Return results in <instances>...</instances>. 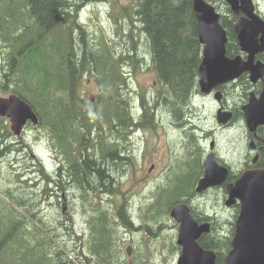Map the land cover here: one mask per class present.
<instances>
[{
	"label": "trees",
	"instance_id": "16d2710c",
	"mask_svg": "<svg viewBox=\"0 0 264 264\" xmlns=\"http://www.w3.org/2000/svg\"><path fill=\"white\" fill-rule=\"evenodd\" d=\"M209 1L214 2L221 12L224 5H227L224 0ZM193 2L136 0L134 15L139 25L134 23L135 18L128 8H124L133 27H138L145 35L150 63L164 87L152 102L147 95L141 96L142 114L136 117L123 90L125 79L121 63L127 61L137 66L144 60L146 62V59H140L132 53L116 56L112 44H108L104 35H100L99 47L93 49L87 39L86 28L77 18L81 3L75 0H0V46L7 47V51H2L5 54L1 65L4 77L0 85L5 91L19 95L33 106L40 119L39 125L49 130L59 155L55 174L47 172L39 162V171L46 182L43 194L50 195L56 191V196H60V191L66 194L75 188L82 192L83 214L86 215L88 227L84 246L89 257L85 261L79 251L72 255L60 246L55 249L54 239L44 242L47 236H40L36 243L34 241L35 248L47 245L51 264H123L119 229L136 228L130 218L126 200L116 208L106 205L102 198L91 201L94 194L113 196L120 192L115 173L119 172L122 165L131 164V158L121 154L120 142L102 139L101 119H105L111 131L118 132L120 129L121 137L126 141V131L131 128H156L155 119L158 111H161L170 114L173 124L186 133L185 141L189 142L193 138L194 128L188 123V117L195 112L193 98L199 92V66L203 57ZM64 13L65 19L62 20ZM221 22L228 33V54L233 56L241 53L228 17L222 14ZM75 31L78 32V41L73 36ZM130 36L135 51L137 41H134L133 30ZM258 57L264 61V52ZM55 60L59 62L55 63ZM88 71L101 72L98 80L103 91L96 101L87 100L78 91L80 80ZM13 137L7 118L0 116V161L8 154L20 150ZM175 161L179 162L177 168L167 180L156 184L153 197L145 207L146 216L142 220L145 219L147 228L144 230H148V236H154V225H162L161 219L169 216L176 204L184 202L202 173L198 144L189 146L185 155ZM32 163L38 166L37 162ZM51 184L55 188L48 187ZM36 185L35 182L31 186ZM0 191L5 192L13 201L14 204H11L19 215L11 223L13 230L29 222L37 228L39 235L44 234V231L47 233L41 225L42 219L38 220L27 197H14L10 190ZM26 216L30 218L24 223ZM3 233L1 230L0 264L3 252H12L13 243L20 239V234L16 233L11 242H3ZM23 239L24 248L28 243L26 238ZM166 240L173 249L172 240ZM224 245L226 241L219 238L204 246H220V256ZM27 252L29 255L37 253L32 249H27ZM142 259H145L142 264H153L154 261L150 253Z\"/></svg>",
	"mask_w": 264,
	"mask_h": 264
},
{
	"label": "rangeland",
	"instance_id": "374dc122",
	"mask_svg": "<svg viewBox=\"0 0 264 264\" xmlns=\"http://www.w3.org/2000/svg\"><path fill=\"white\" fill-rule=\"evenodd\" d=\"M81 3L78 10L77 18L83 24L87 31V39L93 49L98 48L100 35L106 36L108 44H112L116 56L126 55L127 53L136 54L140 59H146L139 65L134 66L127 61L121 63V71L124 75L125 83L123 90L126 93L127 99L130 101L131 108L133 107L135 116L141 115V96L147 95L152 102L157 95L163 91L164 87L159 82L157 74L150 63V53L148 50L147 40L145 35L137 28H134L130 18L125 14L124 8H128L132 17L135 18L134 10L136 0H75ZM261 10L264 11V0H257ZM212 2V1H210ZM215 6L216 4L212 2ZM134 23L139 25L136 18ZM133 30L135 40L137 41L134 51V42L131 39L130 33ZM73 36L79 40L78 32L75 31ZM76 47V45H75ZM77 49V47H76ZM79 50V49H78ZM77 50V51H78ZM97 50V49H96ZM7 47L0 46V81L3 79V69L1 67L4 62V53ZM52 60L50 61L51 64ZM55 60V63H58ZM101 72L85 73L81 80L78 91L84 95L87 100L96 101L102 93V85L98 80ZM11 92L5 91L0 85V96L7 97ZM139 109V111H138ZM213 105L207 103L205 108L200 110L203 113L202 121L207 124L208 119H212ZM7 118V117H6ZM170 114H165L158 111L156 128L134 127L128 130L127 139L121 137L119 131H111L105 119H101L100 126L102 127V139L117 140L121 144V154L128 155L131 158V164L128 166L122 165L119 172L115 173L116 180L119 182L120 192L113 196L102 193L101 196L94 194L91 201L102 198L106 205L116 208L124 200L127 201V206L131 215L136 220L134 227L141 224V213L146 207L149 200L153 197V190L157 184V176L166 169V167L175 160L176 156H180L184 152V144L181 142L179 131L175 129V124L172 122ZM10 127V120L7 118ZM40 124V123H39ZM39 124L30 123L23 128L21 134L17 137L14 133V141L17 142V147L20 150L8 154L0 161V190H10L14 197H27L32 204V211L37 213V218L42 219L41 225L45 227L47 233L38 234L37 228L32 223H27L22 228L12 229L11 223L14 218H19L17 212L14 211L11 199L5 192L0 191V231L3 230L2 241L9 243L12 241L16 233H19L20 239H17L12 246V252H3L2 264H51V257L47 245L41 246L40 249L35 248V243L38 237L44 236L47 239L53 240L55 249L57 246L65 248L72 255L79 251L81 257L87 261L89 253L86 249L85 241L88 235L86 225V215L83 214L82 192L75 189H70L66 192V196L60 191L56 196V191L52 194H43L46 182L40 173L39 162L44 166L47 172H51L58 167L59 155L56 153L53 146V139L46 127ZM120 126H118L119 128ZM211 129L210 140L218 143L219 152L238 170L242 163L243 146L238 142L239 132L223 131L218 129V125L214 121V125H208ZM11 128V127H10ZM106 130V132H105ZM103 132H105L103 134ZM113 132V133H112ZM238 138V140H237ZM111 140V141H113ZM37 162L38 166H34ZM173 169L175 163H172ZM36 186H31L33 183ZM55 188L53 184L48 187ZM112 198V199H111ZM110 199L112 200L110 203ZM213 198L206 202L209 208L215 207L222 211V220L225 224L232 220V210L223 208L224 203H217ZM28 202V204H29ZM6 203V205H5ZM64 203L66 206L63 207ZM201 203V200L198 201ZM14 204V203H13ZM16 206V205H15ZM207 208V212H210ZM89 209L90 207L87 206ZM90 210V209H89ZM23 213H25L24 210ZM220 214V211H218ZM30 217H25V222ZM145 221V219H144ZM162 228L156 231L154 236L143 239L139 249V253L144 252L146 255L150 253L156 259L153 264H175V255L167 244L164 243L165 236L170 234L175 236L177 224L171 215L161 219ZM10 224V225H9ZM7 226V227H6ZM70 226V229L68 228ZM155 224L154 227H158ZM6 227V228H5ZM35 229V230H34ZM120 228L118 236L120 237V245L123 248L121 254V263L129 262L132 255L128 254L127 249L132 251L129 246H134L135 240L142 236L135 230ZM30 232H33L30 234ZM23 238L28 243V246L23 248ZM44 242H49V240ZM169 240V239H168ZM35 241V243H34ZM167 247V248H166ZM27 249L35 250L37 253L29 255ZM40 256H43L40 259ZM55 260V259H54ZM145 260V259H144ZM144 260L140 259L143 263Z\"/></svg>",
	"mask_w": 264,
	"mask_h": 264
},
{
	"label": "water",
	"instance_id": "95a60500",
	"mask_svg": "<svg viewBox=\"0 0 264 264\" xmlns=\"http://www.w3.org/2000/svg\"><path fill=\"white\" fill-rule=\"evenodd\" d=\"M236 14L243 15L235 21L233 30L241 53L230 56L227 52L228 33L221 22L222 13L209 0H194L199 41L203 57L199 66V86L203 93L230 83L248 72L251 82L264 83V61L258 56L264 52V18L257 12L255 0H224ZM219 93V92H218ZM247 127L256 132L264 125V86L259 97L250 93L244 106ZM0 116L10 120V127L20 135L28 122L39 124L33 106L19 95L0 96ZM231 112H221L219 120L228 122ZM254 141H252L253 143ZM205 173L197 191L220 185L227 181L229 169L219 164L213 154L204 160ZM228 206L239 200L241 207L235 220V235L226 255L227 264H264V169H247L235 182L227 185ZM171 216L180 223L178 244L182 253L177 264H218L214 249H206L198 242L202 233L210 232V222L194 219L187 203L176 204Z\"/></svg>",
	"mask_w": 264,
	"mask_h": 264
},
{
	"label": "flooded vegetation",
	"instance_id": "af4514ba",
	"mask_svg": "<svg viewBox=\"0 0 264 264\" xmlns=\"http://www.w3.org/2000/svg\"><path fill=\"white\" fill-rule=\"evenodd\" d=\"M255 2L257 6V12L260 15H262V17L264 18V11L260 9L258 5V1L255 0ZM228 6L224 5V10L222 11V14L228 17L229 22L233 26L235 21L238 20L243 14L234 13L231 8L228 9ZM65 13L61 16L62 20L65 19L64 18ZM249 76L250 74L246 72L238 79L230 83H226V84H223L221 86L214 88L210 93H203L199 86V92L196 94L197 96L196 95L194 96V99H193V107L195 109V112L193 113V115L190 114L188 117V123L190 124V126L194 128L193 133H195L193 138H191L189 142L188 140L185 141L184 139V136H186V133L184 134L183 130L179 129L175 125L176 126L175 129L179 131L181 142L184 144V152L182 155H185V152L189 148V146H195L196 144H198L200 147L201 158H202V173L196 182L194 190L188 193L187 197L185 198V200L187 201L184 200V202L188 204V206L191 209V213L194 219H196L199 223L210 222L211 224L210 232L202 233L198 242L204 248L214 249L216 251L218 264H227L226 255L231 248V241L235 235V230H236L235 220L239 214L240 207H241L239 200L233 206L227 205L226 201L229 197L227 185L230 182H235L237 178L247 169H264V125L258 126L256 132H251L247 127L245 112L243 108V106L246 103H248L251 92H254V94L257 97L260 96L264 83L261 79L253 83L251 82ZM199 80H200V76H199ZM207 103L212 104L214 109L212 112V119L209 118L207 121V124H205V122L202 121L203 113H200V110L205 108ZM221 112H231L232 113L231 119L226 123L221 122L219 120V114ZM214 121L218 125V129H222L223 131L229 130V131L239 132L240 140H238V138L237 140L243 146V150L241 151L242 152V163L238 170H235L234 166L219 152L218 150L219 147H217L218 143L216 141L210 140L211 142L208 144V139H211L209 137L211 133V129L208 127V125H214ZM30 123L31 122H28L27 125H29ZM252 141L254 142L252 143ZM209 154H213L215 160L219 164L225 165L226 167H228L229 177L226 182L220 185L209 187L199 192L197 191V186H198L200 179L204 176V173H205L204 160ZM182 155L176 156L175 160L176 158L178 160L181 159ZM125 156L130 158L128 155H125ZM129 160L130 159H127V161ZM175 160L172 159V162L166 167V169L163 170L156 177L157 184L162 183L165 180H167L170 173L172 171L173 172L175 171V169L177 168L176 166L179 163V162H176ZM172 163H175L174 169H173ZM57 164H59V162ZM57 168L51 171L52 174H55ZM63 196L65 197L66 194H63ZM213 198L216 200L215 202L219 204L224 203L223 208H227V209L230 208L232 210L233 219L228 221L227 224H225L222 220V217H223L222 211L216 209L215 207L210 209L208 204L206 203L208 201H211V199ZM199 200H201V203H198ZM64 206H66V203H64L63 207ZM207 206L210 212H207V208H206ZM145 210L146 208L142 210L143 212L141 213V220L143 217L146 216ZM218 211H220V214ZM132 217L133 216L131 215L130 218L131 220H134L132 221L134 223L136 220ZM174 220H175V226L177 224V231L175 233V236L172 234H170L169 236L166 235L164 238V242L166 239L172 240L174 244L173 249H172L175 255L174 261H175V264H177V261L182 253V246L178 244V233L180 229V223L176 219ZM135 227L136 228L133 230H135L136 232H139L142 236L140 237V239L134 241L135 242L134 246H129L132 251H129V249H127V251H128V254L132 255V257L129 260H131L132 262H135L136 264H142V262L140 261V257L142 259V257L146 256V254L142 252L138 255V253H139V249L143 248L141 246L143 239L146 238L147 240V238L149 237L148 236L149 232L148 230L146 231L144 230L145 228H147V226L145 225L143 220L141 221L140 225L135 226ZM160 228H162V225H159L158 227H156V230ZM126 230L127 232H131L129 231V229H126ZM219 238L224 239L226 241V245H224L223 247L224 249L220 253V256H218V253H219L218 248L220 246H213L209 248L204 246L208 242L212 240H217ZM170 249H171V246H170ZM153 263H156L155 258H154ZM125 264H130V263L126 261Z\"/></svg>",
	"mask_w": 264,
	"mask_h": 264
},
{
	"label": "bare ground",
	"instance_id": "6f19581e",
	"mask_svg": "<svg viewBox=\"0 0 264 264\" xmlns=\"http://www.w3.org/2000/svg\"><path fill=\"white\" fill-rule=\"evenodd\" d=\"M74 13H76V12H74ZM195 95V94H194ZM197 96V95H196ZM200 96H201V94H200ZM194 99V98H193ZM196 99V98H195ZM200 101V100H199ZM199 101H198V103H199ZM197 103V102H196ZM195 104V103H194ZM199 105V104H198ZM200 106V105H199ZM191 107V106H190ZM188 116V115H187ZM188 126V125H187ZM84 148V147H83ZM84 150V149H83ZM131 214V213H130ZM133 218V217H132ZM132 221H134V220H132ZM142 226V225H141ZM144 227V226H143Z\"/></svg>",
	"mask_w": 264,
	"mask_h": 264
}]
</instances>
